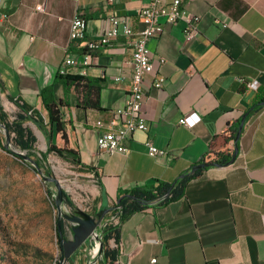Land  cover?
I'll return each mask as SVG.
<instances>
[{
    "label": "crops",
    "instance_id": "crops-1",
    "mask_svg": "<svg viewBox=\"0 0 264 264\" xmlns=\"http://www.w3.org/2000/svg\"><path fill=\"white\" fill-rule=\"evenodd\" d=\"M149 1H5L0 91L11 103H28L47 118L41 91L52 86L70 147L94 187L97 207L91 215L111 209L121 192L157 181L175 184L203 159L235 154L229 128L248 113L232 163L204 167L186 183L182 198L121 223L114 264H150L155 257L159 264H264V105L249 112L258 88L264 96V0H187V9L200 16L192 41L183 21L169 24L161 18L164 31L149 41L155 73L145 79L142 105L149 129L129 137L128 153L101 150L95 125L129 97L133 47L128 40L120 36L94 51L85 74L71 68L82 81L55 82L65 57L84 51L70 38L77 12H83L91 40L109 28L111 17H130L142 30L138 12ZM156 77H164L159 89L153 86ZM191 113L201 120L193 127L181 124ZM148 139L168 155L150 156Z\"/></svg>",
    "mask_w": 264,
    "mask_h": 264
},
{
    "label": "rangeland",
    "instance_id": "rangeland-1",
    "mask_svg": "<svg viewBox=\"0 0 264 264\" xmlns=\"http://www.w3.org/2000/svg\"><path fill=\"white\" fill-rule=\"evenodd\" d=\"M0 106L10 121L14 119L17 107L1 91ZM27 125L38 137L30 157L42 159L44 153L46 157L37 171L31 161L15 157L8 149L0 147V264H104L96 240L77 250L71 262L72 256L64 259L61 237L57 236L56 181L74 203L73 208L63 203L67 213H77L78 209L95 213L94 187L85 171L48 151L47 133L32 122ZM0 136L5 147L28 155L15 145L14 134L4 126H0ZM64 236L73 238L68 221Z\"/></svg>",
    "mask_w": 264,
    "mask_h": 264
},
{
    "label": "built area",
    "instance_id": "built-area-1",
    "mask_svg": "<svg viewBox=\"0 0 264 264\" xmlns=\"http://www.w3.org/2000/svg\"><path fill=\"white\" fill-rule=\"evenodd\" d=\"M7 0H0V8ZM187 0H150L147 5L138 12V20L144 25L142 30H136L130 17H111L110 26L97 39H87V20L83 12H77L71 22L70 38L74 42L83 44L84 51L75 55L68 54L62 62L59 73L62 75L71 74L70 69L86 73L87 67L92 64V53L99 48L110 45L120 36L130 42L133 47L130 65V93L124 106L110 112L108 119H98L96 127L101 131L97 144L99 148L109 154L128 153L129 148L126 141L138 130L147 131L149 125L142 105L146 97L145 79L155 73L153 59L149 48V41L159 36L164 31V24L161 18L165 17L166 22L175 24L183 21L186 24L185 33L188 41H192L199 33L200 16L191 12L186 7ZM38 10L43 6H38ZM7 15L5 14V17ZM161 63L165 59H160ZM117 81L121 77L116 78ZM164 77H156L153 86L161 88ZM249 87H258L255 83H249ZM14 104V103H12ZM201 120L197 113H191L181 118L180 123L193 127ZM148 154L152 157H164L168 155L166 149L159 148L148 139L145 143ZM118 222V215L110 217L107 222ZM106 224V223H105ZM103 224L99 233H103ZM150 264H159L158 258H153Z\"/></svg>",
    "mask_w": 264,
    "mask_h": 264
},
{
    "label": "trees",
    "instance_id": "trees-1",
    "mask_svg": "<svg viewBox=\"0 0 264 264\" xmlns=\"http://www.w3.org/2000/svg\"><path fill=\"white\" fill-rule=\"evenodd\" d=\"M78 76L67 74H58L55 82L63 83L64 85L69 82H80ZM258 95L249 108V112H256L264 104V96L258 88ZM41 99L45 110L47 111V118L44 117L42 112L36 109L34 106L21 102L18 99L13 101L17 107L14 119L9 120V115L3 111L0 106V122L4 123L10 133L14 134L13 140L16 146L22 150L28 152V156L32 155L31 151L34 149L35 143L38 141V137L33 129L27 125V122L34 123L41 131L47 133L49 138V152L57 153L62 158H65L72 164L80 166V169H84V165L81 163V159L77 150L70 147L69 135L67 132V125L63 119L61 112V105L58 104L54 98L52 86L45 87L41 91ZM93 104V103H92ZM98 103H96L97 105ZM241 120H237L230 128L229 139L235 142L237 137L238 128ZM238 146V143H235ZM0 147L6 149L3 145V140L0 136ZM12 153V151L9 150ZM234 152L224 156L219 154L215 161L206 162L204 159L201 163L212 165L213 163L228 164L232 160ZM15 157L21 158L18 155ZM46 157L44 153L42 159L35 160L37 166L41 168L42 160ZM22 159V158H21ZM198 165V164H197ZM196 166V165H194ZM193 166V167H194ZM192 167V168H193ZM89 170V168H87ZM203 171V168H199L194 172H188L183 178L179 179L175 184L163 183L157 181L151 185L135 187L130 191L121 192L117 196V200L123 196L119 204L113 203L110 212L106 215L103 224V251L104 264H114L118 257L120 243V226L126 219L132 214L137 212H145L150 208L165 205L171 201L178 200L184 196V188L186 183L197 176ZM169 193V195H167ZM64 203L73 208L74 203L70 198V195L64 191ZM118 215V222H107L110 217ZM108 216V217H107ZM62 231L66 234V221L62 220ZM57 236L60 238L57 228ZM111 242L115 245L112 246ZM74 256V255H73ZM73 256L70 258V262L73 260Z\"/></svg>",
    "mask_w": 264,
    "mask_h": 264
},
{
    "label": "water",
    "instance_id": "water-1",
    "mask_svg": "<svg viewBox=\"0 0 264 264\" xmlns=\"http://www.w3.org/2000/svg\"><path fill=\"white\" fill-rule=\"evenodd\" d=\"M247 116H248V113L244 114L242 119H241V122H240V125L238 128V132H237V137L235 139V143H237L241 137ZM0 126H4L8 130V128L5 126L4 123L0 122ZM5 148L12 151L13 154L20 156L22 159L31 161L34 168L37 171H40L41 168H39L37 166L35 160H33L28 155L15 152V151L9 149L7 146ZM238 153H239V147L236 146L235 147V154H234L232 160L230 161V163H232L235 160ZM204 167H207L206 163L198 164V165L194 166L190 170V172L192 173L195 170H197L199 168H204ZM184 176L185 175H183V177ZM56 183H57V188H58L57 189L58 193H57V197H56V206H57V210L59 212L58 221H57V228L59 231V235L61 237V245L63 248L64 259H66V260L69 259L83 245L93 244L94 240L97 241L96 243L98 245L97 246L98 250L100 252V255H102L103 246H104L103 245V233H99L98 230L102 226L103 220L105 219L106 215L110 212L111 209L110 208L104 209L100 215H91L90 213H87V212H85L83 210H79V209L77 210V213H67L63 208L64 190L57 181H56ZM167 195H169V193H167ZM122 198H123V196L120 197L116 203L119 204L121 202ZM63 219L65 221H68L70 224V227L73 231V238L72 239L65 237L63 234V231H62V220ZM97 253H98V251H97Z\"/></svg>",
    "mask_w": 264,
    "mask_h": 264
},
{
    "label": "bare ground",
    "instance_id": "bare-ground-1",
    "mask_svg": "<svg viewBox=\"0 0 264 264\" xmlns=\"http://www.w3.org/2000/svg\"><path fill=\"white\" fill-rule=\"evenodd\" d=\"M102 225H103V223H102ZM100 228H102V227H100ZM100 228H99V230H101ZM99 230H98V231H99ZM92 247H93V246H92ZM93 248H94V247H93ZM97 248H98V247H97ZM93 250H94V249H93ZM96 251H97V250H95V252H96ZM96 253H97V252H96Z\"/></svg>",
    "mask_w": 264,
    "mask_h": 264
}]
</instances>
